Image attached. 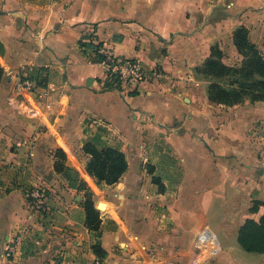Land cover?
Masks as SVG:
<instances>
[{
    "label": "crops",
    "instance_id": "0c3cea01",
    "mask_svg": "<svg viewBox=\"0 0 264 264\" xmlns=\"http://www.w3.org/2000/svg\"><path fill=\"white\" fill-rule=\"evenodd\" d=\"M240 26L264 51V0H0V165H22L0 168V264L98 259L78 189L54 169L58 148L104 197V264H264L238 240L264 215V101L214 103L197 71L214 45L240 56ZM82 40L141 61L149 77L106 87ZM25 77L35 84L18 91ZM100 128L129 163L112 185L86 170L83 145ZM29 182L52 191L49 212L32 208Z\"/></svg>",
    "mask_w": 264,
    "mask_h": 264
},
{
    "label": "trees",
    "instance_id": "16d2710c",
    "mask_svg": "<svg viewBox=\"0 0 264 264\" xmlns=\"http://www.w3.org/2000/svg\"><path fill=\"white\" fill-rule=\"evenodd\" d=\"M80 47L86 52L93 49L94 60L102 63L105 58L100 53V45L94 46L90 42L80 41ZM234 44L242 57L237 64H227L224 61L225 53L214 45L211 55L202 66L197 68L199 73L210 78L208 97L210 101L233 106L246 100L251 102L264 101V54L258 45L251 41L249 30L245 26L238 27L234 32ZM3 68L0 66V82ZM120 85L117 77L110 78L106 87L116 88ZM105 130L100 128L83 145V150L90 156L86 165L88 174L93 177L98 185L105 183L112 185L120 180L127 171L129 163L126 154L117 146H112L103 138ZM54 169L69 181L70 186L82 190L85 188L83 180L76 168L68 164V153L58 148L55 150ZM153 173V171H150ZM153 182L161 184L158 176H153ZM86 213V225L93 232L95 242L92 245L98 259L103 260L106 255L101 243V212L92 198H87L83 203ZM239 243L249 252L264 253V215L259 221L247 219L239 230Z\"/></svg>",
    "mask_w": 264,
    "mask_h": 264
},
{
    "label": "built area",
    "instance_id": "2783aa9c",
    "mask_svg": "<svg viewBox=\"0 0 264 264\" xmlns=\"http://www.w3.org/2000/svg\"><path fill=\"white\" fill-rule=\"evenodd\" d=\"M100 53L105 57L102 64L105 67L108 77H117L120 83L125 82L130 85H138L149 77L146 68L143 66L141 61L137 59L118 56L111 49L104 46L100 47ZM34 84L35 81L32 78L25 77L17 83L16 89L18 91H23L25 89L32 88ZM25 195L26 197L33 198L35 200V207L39 211L49 212L51 210L44 192H41L40 190H31L26 192ZM17 241V239L8 240L3 244L4 254L7 257H11L15 254ZM94 264H104V261L96 259ZM195 264H202L200 258L195 259Z\"/></svg>",
    "mask_w": 264,
    "mask_h": 264
},
{
    "label": "rangeland",
    "instance_id": "374dc122",
    "mask_svg": "<svg viewBox=\"0 0 264 264\" xmlns=\"http://www.w3.org/2000/svg\"><path fill=\"white\" fill-rule=\"evenodd\" d=\"M263 52V54H264V51H262ZM227 53V55H226V62L228 63V64H237V63H239V62H241V59H242V57L241 56H238V55H231L230 53H228V52H226ZM69 157V156H68ZM28 161V160H27ZM12 164L13 163H7L6 165H0V168H2V166H3V169L4 168H8L7 170H8V172L11 174V173H14L15 171H16V168H19L20 166H22L21 164H16V166L15 167H12ZM75 168V167H74ZM77 170V169H76ZM78 172H79V174H80V176H79V178H80V182L83 180V182L84 183H81V184H85V188H83L82 190H78L77 191V194L78 195H80V200H81V202L83 203L87 198H92L93 199V201H94V203L95 204H99V202L100 201H103V199H104V197L102 196V195H100L99 194V191L97 190V191H95V190H93L90 186H89V184H88V180H86L85 178H83L82 177V174L80 173V171L78 170ZM9 177H11V176H9ZM14 177H12V179H13ZM65 180H67L66 179V177H63ZM31 179V178H30ZM67 182L69 183V181L67 180ZM70 184V183H69ZM24 187H25V193L26 192H28V191H31V190H40L41 192H44L45 193V195H46V197L50 194L51 195V190H49L47 187H45V186H42V185H40L39 183L38 184H36V185H32L30 182H29V184H25L24 185ZM72 187V186H71ZM53 195V194H52ZM27 199H28V201H29V203H30V205L32 206V208L34 209V210H38V209H36V207H35V200L33 199V198H28V197H26ZM98 208L99 209H101V210H104L103 208H101V207H99L98 206ZM44 216H45V218H48L49 217V215H46V213H42ZM51 217H53V218H55V216H51ZM213 221H214V227L216 228L217 226H216V223H217V218H213ZM216 221V222H215Z\"/></svg>",
    "mask_w": 264,
    "mask_h": 264
},
{
    "label": "water",
    "instance_id": "95a60500",
    "mask_svg": "<svg viewBox=\"0 0 264 264\" xmlns=\"http://www.w3.org/2000/svg\"><path fill=\"white\" fill-rule=\"evenodd\" d=\"M98 206L101 207V206H102V202H100V203L98 204Z\"/></svg>",
    "mask_w": 264,
    "mask_h": 264
},
{
    "label": "bare ground",
    "instance_id": "6f19581e",
    "mask_svg": "<svg viewBox=\"0 0 264 264\" xmlns=\"http://www.w3.org/2000/svg\"><path fill=\"white\" fill-rule=\"evenodd\" d=\"M104 204V202H102V205Z\"/></svg>",
    "mask_w": 264,
    "mask_h": 264
}]
</instances>
